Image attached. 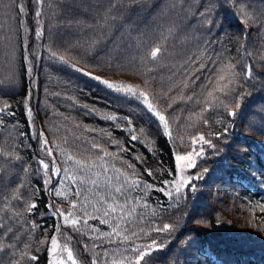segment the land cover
<instances>
[{"label":"snow or ice","instance_id":"1","mask_svg":"<svg viewBox=\"0 0 264 264\" xmlns=\"http://www.w3.org/2000/svg\"><path fill=\"white\" fill-rule=\"evenodd\" d=\"M47 2L48 0H10L7 20L11 21L15 13L25 14L27 7L31 5L35 9L34 16L39 25L44 16L41 7ZM257 2L264 4V0H209L208 6H202L197 11L201 29L209 34L214 27L221 24V19L216 15L221 4L230 7L238 16L244 26L242 35L245 40L243 43L237 41L240 43L237 52L245 59L235 63L231 57H225L221 52H216L215 55L208 54V45L219 41L195 40L186 34L184 39H181L182 33L178 31L179 25L173 16L182 13L186 15V0H170L167 4L164 0L155 2L95 0L94 3L82 4L80 7L84 10L80 14L92 22L72 20L68 28L71 30L76 27L77 32L82 33L72 47L77 51L83 48L84 55L94 54L95 58L99 52L107 51V45L115 43V34L109 36V29L118 19L130 21L132 15L129 14L141 10L147 11V19H152L159 38H173L167 49L147 45L143 51L136 49V53L133 54L132 49L137 43L133 35L139 34L137 27L129 34L128 41L123 45H116V48L122 50L117 52L106 69L112 72L130 69L139 71L140 56L154 66H158L159 62L164 60L166 63L163 67H157L151 73L152 78L161 83L160 72L164 68L168 70L167 80L161 83L163 90L160 92L153 91L148 77L144 78L142 87L140 84L104 78L75 64L68 65L65 56H58L52 46L47 48V55L50 61H59L70 66L74 71L101 83L107 89L137 102L167 137H171L169 118L158 104L171 101L168 108L175 111L173 105L177 96L181 103H196L202 111L211 112L219 105L229 124L234 126V118L241 108L245 95L251 94L246 89L253 87L251 82L257 79L253 74L254 65L248 61L257 59L258 56L257 63L264 67V55H260L259 50L256 55L251 53L249 49L252 46L247 43V37L251 35L250 29L253 27L261 39H264V11L252 9L253 4ZM55 3L59 6V0H55ZM158 9L159 18H154L153 13ZM49 11L55 13V7L50 6ZM144 23L146 24L147 20ZM4 27L5 25L0 24V32ZM32 31L36 40L44 41V31L41 27ZM17 32L18 29L12 23H8L7 32L3 33V42L10 48L6 69L8 79L5 81L0 77V92L5 94L11 90L16 77L14 36ZM42 46L43 44L24 48L27 52L24 56V71L29 75L33 71V62L44 58L40 51ZM192 48H195V52L191 50ZM55 95L59 96L60 93ZM66 98L73 101L69 107H84L86 115L93 111L88 109L87 105L76 104L71 96ZM229 98L231 104H224L223 101ZM26 99L30 102L31 97ZM205 103L208 107H204ZM232 108L236 110L233 111ZM10 109L11 105L0 97V117L7 115L12 118L8 123L0 119V130L8 131L4 149L0 151V161L7 165L4 172H0V182L4 183V187L0 188V264H39V253L42 249L47 251L48 264H154L155 254L168 245L163 239L156 237L162 234L171 236L177 231L179 224L177 221L163 222V219L156 224L150 216L153 218L157 215L162 216L168 211V207L160 205L158 213L146 197L149 193L159 192L165 200L175 202L178 206L181 200L186 202L189 194L194 195L197 191V181L203 179L208 172V169L200 170L199 162L206 158L208 149L214 150L213 154H218L217 144L205 134L194 136L190 144L195 147H189L184 151L178 150L184 144L183 138L179 140L173 138L177 150L173 156L175 169L169 170L172 178L162 182L160 186H155L154 183L140 179L142 175L152 178L156 173L144 166L145 157L135 151L140 142V137L135 133L137 131L143 133L144 129L136 128L130 116L123 118L128 132L127 144H121L117 136L107 132L100 136L95 128L88 125L75 124L74 128L68 127V121L63 120L61 123L64 125V134L59 136L63 147L56 145L54 141L50 147V141L43 130L33 133L34 120L31 121L28 132L16 133L14 130L19 124L13 122L16 114ZM32 116L33 109L29 103L25 108V122L28 123V118ZM105 119L118 121L120 117L113 115ZM208 123L206 118L203 119L205 126H208ZM248 126L253 129L262 127L264 120L261 119L259 124L249 121ZM232 130L233 127L222 124L221 130L214 134V139L221 142V148L223 143L228 142ZM119 131L123 133L125 128H120ZM59 132L58 127L57 133ZM2 134L0 131V135ZM26 136L41 145L45 156L41 158L37 154L34 158V163L38 166L35 173L37 188L32 192L28 190L32 186L22 178L23 175H30L32 168V165L26 166L27 162L20 155ZM17 140L20 142L17 143ZM32 147L33 145L29 143L28 148ZM53 147L57 151H53ZM110 148L112 150H109ZM6 175L10 182L5 180ZM41 188V196L47 201L44 204L45 215L51 212L52 219L58 221L53 225L50 243L47 235L43 239L37 235L38 230L47 233L45 224H37L35 220L27 219V216L36 215L40 197L35 196V192ZM53 194L66 201L69 207H59L54 201H49L48 198ZM254 207L259 209L261 216H264V203ZM45 215H41L40 219L45 220ZM199 223L203 224L204 221L201 220ZM260 223L264 225V221ZM261 230L264 231V227ZM58 236L64 240L63 244L59 242ZM190 239L191 237H186L181 242L182 247L186 246ZM73 243L79 249V253L69 246ZM169 260L171 264H181L176 256Z\"/></svg>","mask_w":264,"mask_h":264},{"label":"trees","instance_id":"2","mask_svg":"<svg viewBox=\"0 0 264 264\" xmlns=\"http://www.w3.org/2000/svg\"><path fill=\"white\" fill-rule=\"evenodd\" d=\"M89 2L94 3L95 0H59V6L56 5L55 0H48L47 4L41 7L44 16L37 25L34 16L35 9L31 5L27 7L25 14L15 13L14 18L8 21L10 0H0V24L5 25L3 31L0 32V77L5 81L9 75L6 69L10 48L3 42V33L7 32L8 23H12L18 29L14 36L15 81L7 94L0 92V97L11 105L10 111L16 114L13 122H18L19 127L14 131L16 133L28 132L29 125L34 120L33 133L43 130L50 141V147L53 146L52 141L63 147L62 140L59 138L64 134V125L61 122L67 120L68 127L74 128L75 124L88 125L95 128L100 136L107 132L117 136L121 144H127L129 142L128 132L123 118L130 116L136 128L144 129L143 133L139 131L135 133L140 137L135 151L145 157L144 166L153 169L156 173L152 178L142 175L140 179L154 183L155 186H160L162 182L172 178L169 170L175 169L173 153L177 150L173 138L175 140L183 138L184 144L178 150L184 151L189 147H195L190 144L194 136L205 134L217 144L218 154H213L214 150L208 149L206 158L199 162L200 170L208 169V172L203 179L197 181L195 194H189L187 201L181 200L179 206L175 202L165 200L159 192L149 193L146 197L158 213L160 205L168 207V211L162 216L157 215L154 218L150 216L156 224H159L161 219L163 222L177 221L179 224L177 231L171 236L162 234L156 237L163 239L168 245L155 254L154 264H171L169 259L172 256H176L181 264H264V231L261 230L264 225L260 223L264 221V216H261L259 209L254 207L264 203V126L255 129L248 126L249 121L259 124L261 119L264 120V114L260 113L264 112V67L257 63L258 56L257 59L248 61L254 65L253 74L257 76V79L251 82L253 87L246 89L251 94L245 95L241 108L234 118V126L229 124L219 105L211 112L202 111L196 103H181L177 96L176 103L173 105L175 111L168 108V103L171 101L158 104L169 118L171 137H167V134L160 130V126L134 100L107 89L101 83L74 71L70 66L49 60L47 48L52 46L58 56H65L68 65L75 64L77 67H82L104 78L140 84L142 87L144 78L148 77L154 92L163 90L161 83L167 80V68L159 74L161 83H157L151 73L157 67H163L166 63L164 60H161L158 66H154L140 56L138 58L141 65L139 71L136 69L120 72L106 70L117 52L122 50L116 48V45H123L128 41L129 34L137 27H139V34L133 35V39L137 41L135 48L132 49L133 54L136 53V49L143 51L147 45L162 46L165 49L170 46L173 38L158 37L152 19H147L146 10L129 14L132 15L130 21L118 19L108 32L109 36L115 34V43L107 45V51L99 52L95 58L94 54L84 55L83 48L77 51L72 47L82 33H78L76 27L70 30L68 24L72 20L92 22L80 14L84 10L80 6ZM169 2L170 0H164L165 4ZM208 3L209 0H186V15L182 13L173 16L179 25L178 31L182 33L181 39H184V34H186L194 37L195 40L219 41V43L208 45L209 55L221 52L225 57H231L234 63L245 59L237 52L240 47L237 41L243 43L245 40L242 35L244 26L230 7L221 4L217 9L216 15L221 19V24L214 27L210 34L201 29L199 17L196 14L198 9L208 6ZM50 6L55 7V13L49 11ZM252 9L253 11H264V4L257 2L253 4ZM159 12L158 9L153 13V17L159 18ZM145 20H147L146 24ZM121 25H123L122 28ZM37 27H41L44 31L43 42L36 40L34 36L32 30ZM117 29H119L118 32ZM250 31L251 35L247 37V43L252 47L249 51L256 55L259 50V54L264 55V39L257 34L255 27ZM41 44L43 46L40 47V51L44 58L33 62V71L29 75L24 71V56L27 55L24 48ZM191 50L195 52V48ZM55 93H60V95L57 96ZM29 96L31 97L30 102L26 99ZM68 96L73 97L76 104L87 105L88 109L93 111H89L86 115L84 107H69L73 101L67 99ZM231 102V98L223 101L224 104L229 105ZM29 103L33 109V116L28 118L29 122L26 123L25 108ZM204 107H208V104L205 103ZM113 115L120 119L118 121L105 119ZM205 118L209 121L208 126L203 124ZM0 119L8 123L12 118L4 115ZM222 124L233 127V130L229 134L228 142L223 143L221 148V142L214 139V134L221 130ZM58 127L60 128L59 133H57ZM120 128H125V132L121 133ZM0 131L3 133L0 135V151H3L8 131L6 129ZM53 133L57 134L53 135ZM19 142L17 140V143ZM29 143L33 145L31 149L28 148ZM53 151L57 149L53 147ZM37 154L45 158L41 145L26 136L23 139V150L20 155L27 162L26 166L32 165L30 175L22 176L32 186L28 189L29 192L37 188L35 173L38 166L34 163ZM57 163H59L58 158ZM6 167L7 165L0 161V172H4ZM5 180L9 181L7 175ZM3 187L4 183L0 182V188ZM41 192L42 188L35 192V196L40 197L36 215L27 216V219L35 220L37 224H45L48 229L47 233L38 230L37 235L41 239L47 235L50 243V236L54 231L53 225L58 221L52 219L51 212L45 215L44 204L47 201L43 199ZM48 200L54 201L59 207H69L66 201L55 197L54 194ZM41 215H45V220L40 219ZM201 220L204 221L203 224L199 223ZM186 237H191V239L186 246L182 247L181 242ZM58 240L61 244L64 243L59 236ZM69 246L79 253L75 243ZM39 255V264H48L46 249H42Z\"/></svg>","mask_w":264,"mask_h":264},{"label":"rangeland","instance_id":"3","mask_svg":"<svg viewBox=\"0 0 264 264\" xmlns=\"http://www.w3.org/2000/svg\"><path fill=\"white\" fill-rule=\"evenodd\" d=\"M194 148V147H193ZM43 152V151H42ZM43 154H44V152H43ZM173 155H174V153H173Z\"/></svg>","mask_w":264,"mask_h":264}]
</instances>
